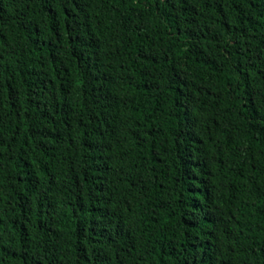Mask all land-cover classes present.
Returning a JSON list of instances; mask_svg holds the SVG:
<instances>
[{
	"label": "trees",
	"instance_id": "16d2710c",
	"mask_svg": "<svg viewBox=\"0 0 264 264\" xmlns=\"http://www.w3.org/2000/svg\"><path fill=\"white\" fill-rule=\"evenodd\" d=\"M0 264H264V0H0Z\"/></svg>",
	"mask_w": 264,
	"mask_h": 264
}]
</instances>
